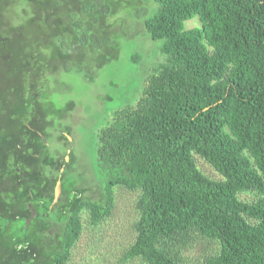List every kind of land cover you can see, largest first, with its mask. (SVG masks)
<instances>
[{
	"label": "trees",
	"instance_id": "obj_1",
	"mask_svg": "<svg viewBox=\"0 0 264 264\" xmlns=\"http://www.w3.org/2000/svg\"><path fill=\"white\" fill-rule=\"evenodd\" d=\"M119 11L159 55L97 129L86 178L67 150L75 102L58 109L52 91L63 73L93 81L96 32L113 35ZM116 187L138 192L125 261L186 264L200 237L216 246L204 264H264V0H0V264H69L82 213L107 218Z\"/></svg>",
	"mask_w": 264,
	"mask_h": 264
},
{
	"label": "rangeland",
	"instance_id": "obj_2",
	"mask_svg": "<svg viewBox=\"0 0 264 264\" xmlns=\"http://www.w3.org/2000/svg\"><path fill=\"white\" fill-rule=\"evenodd\" d=\"M126 9L134 15L144 10L138 4H126ZM140 17H143L140 16ZM120 22H119V21ZM198 16L185 21L186 28L200 25ZM113 25V35H96L100 42L94 57L105 60L95 70L92 82L74 73H63L65 91L53 90L54 102L62 109L69 99L75 106L67 112L65 124L69 127L70 152L73 168L88 178L92 172L97 129L105 125L110 113L128 103H133L139 95L148 67L159 55V41L151 40L140 29L135 20L127 21L119 11L108 18ZM132 33V34H131ZM113 40V45L104 40ZM90 42H92L90 40ZM73 56V62L79 61ZM93 64V62H90ZM61 94V98L58 95ZM58 147L60 145H57ZM57 147V148H58ZM199 168L213 178H220L211 166L197 157ZM91 171V172H90ZM136 191L123 187L114 190V206L111 214L91 225L86 213H82V231L76 242L69 264H141L138 260L125 261L123 254L135 238L133 222L137 218ZM250 199V194L242 195ZM191 245L183 249L186 264H204L206 255L213 252L215 244L200 237H193Z\"/></svg>",
	"mask_w": 264,
	"mask_h": 264
},
{
	"label": "water",
	"instance_id": "obj_3",
	"mask_svg": "<svg viewBox=\"0 0 264 264\" xmlns=\"http://www.w3.org/2000/svg\"><path fill=\"white\" fill-rule=\"evenodd\" d=\"M67 139L69 140V144L67 147V150L70 146V138L69 135L67 134ZM69 157L65 156V161H68ZM63 171V166L59 169V173H61ZM59 174L56 178V180L54 181V184L52 185L51 189H50V193L49 196L51 198V202L49 204V209L59 200L60 195H61V181L59 178ZM31 219V217L28 218V221Z\"/></svg>",
	"mask_w": 264,
	"mask_h": 264
},
{
	"label": "flooded vegetation",
	"instance_id": "obj_4",
	"mask_svg": "<svg viewBox=\"0 0 264 264\" xmlns=\"http://www.w3.org/2000/svg\"><path fill=\"white\" fill-rule=\"evenodd\" d=\"M31 186V182H24L20 187L23 189H26V191L31 190L29 187ZM29 206V205H28Z\"/></svg>",
	"mask_w": 264,
	"mask_h": 264
}]
</instances>
